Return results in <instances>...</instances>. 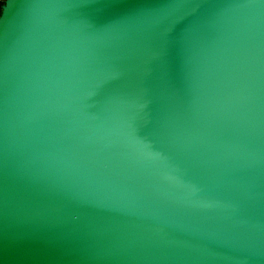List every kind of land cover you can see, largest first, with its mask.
I'll use <instances>...</instances> for the list:
<instances>
[{"label": "water", "instance_id": "obj_1", "mask_svg": "<svg viewBox=\"0 0 264 264\" xmlns=\"http://www.w3.org/2000/svg\"><path fill=\"white\" fill-rule=\"evenodd\" d=\"M0 264H264V0H1Z\"/></svg>", "mask_w": 264, "mask_h": 264}, {"label": "flooded vegetation", "instance_id": "obj_2", "mask_svg": "<svg viewBox=\"0 0 264 264\" xmlns=\"http://www.w3.org/2000/svg\"><path fill=\"white\" fill-rule=\"evenodd\" d=\"M1 1V0H0Z\"/></svg>", "mask_w": 264, "mask_h": 264}]
</instances>
